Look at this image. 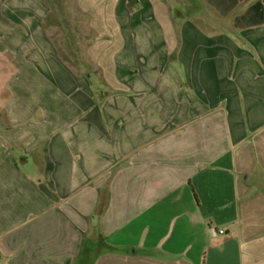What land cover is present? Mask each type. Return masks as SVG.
<instances>
[{
    "label": "crops",
    "instance_id": "0c3cea01",
    "mask_svg": "<svg viewBox=\"0 0 264 264\" xmlns=\"http://www.w3.org/2000/svg\"><path fill=\"white\" fill-rule=\"evenodd\" d=\"M202 1L232 37L164 95L5 4L0 264H264V0Z\"/></svg>",
    "mask_w": 264,
    "mask_h": 264
},
{
    "label": "rangeland",
    "instance_id": "374dc122",
    "mask_svg": "<svg viewBox=\"0 0 264 264\" xmlns=\"http://www.w3.org/2000/svg\"><path fill=\"white\" fill-rule=\"evenodd\" d=\"M8 1L25 3L10 13V21L20 25L24 17H38L42 23L35 28L41 30L32 32L48 37L64 55L73 45L84 62L86 46L92 45L98 64L133 67L138 72L131 77L145 75L139 71L143 67H156L162 95L169 92L165 82L174 71L184 85V57L191 59L190 67H217L215 44L232 37L231 20L218 19L202 0H0V17Z\"/></svg>",
    "mask_w": 264,
    "mask_h": 264
},
{
    "label": "trees",
    "instance_id": "16d2710c",
    "mask_svg": "<svg viewBox=\"0 0 264 264\" xmlns=\"http://www.w3.org/2000/svg\"><path fill=\"white\" fill-rule=\"evenodd\" d=\"M247 17H249V13L246 16H244L243 18L237 19L236 26L237 27H244V26H246L245 24H243V21L246 20Z\"/></svg>",
    "mask_w": 264,
    "mask_h": 264
},
{
    "label": "built area",
    "instance_id": "2783aa9c",
    "mask_svg": "<svg viewBox=\"0 0 264 264\" xmlns=\"http://www.w3.org/2000/svg\"><path fill=\"white\" fill-rule=\"evenodd\" d=\"M220 233H221V234H223V233H224V231H221Z\"/></svg>",
    "mask_w": 264,
    "mask_h": 264
}]
</instances>
